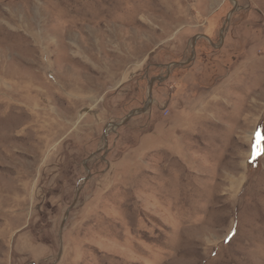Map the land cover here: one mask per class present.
<instances>
[{"label":"rangeland","instance_id":"obj_1","mask_svg":"<svg viewBox=\"0 0 264 264\" xmlns=\"http://www.w3.org/2000/svg\"><path fill=\"white\" fill-rule=\"evenodd\" d=\"M0 264H264V0H0Z\"/></svg>","mask_w":264,"mask_h":264},{"label":"water","instance_id":"obj_2","mask_svg":"<svg viewBox=\"0 0 264 264\" xmlns=\"http://www.w3.org/2000/svg\"><path fill=\"white\" fill-rule=\"evenodd\" d=\"M150 98H151V94H150ZM142 110H144V109H142ZM136 111H137V110L132 111V113H130V114L128 115V117L125 119L124 122L128 121V120L134 115V113H136Z\"/></svg>","mask_w":264,"mask_h":264},{"label":"snow or ice","instance_id":"obj_3","mask_svg":"<svg viewBox=\"0 0 264 264\" xmlns=\"http://www.w3.org/2000/svg\"><path fill=\"white\" fill-rule=\"evenodd\" d=\"M229 239H230V237H229Z\"/></svg>","mask_w":264,"mask_h":264}]
</instances>
